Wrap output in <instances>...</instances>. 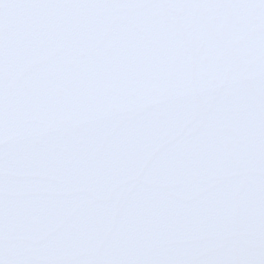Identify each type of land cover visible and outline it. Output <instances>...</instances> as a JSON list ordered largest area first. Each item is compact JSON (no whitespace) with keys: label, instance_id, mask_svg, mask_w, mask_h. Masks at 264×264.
I'll return each mask as SVG.
<instances>
[{"label":"snow or ice","instance_id":"snow-or-ice-1","mask_svg":"<svg viewBox=\"0 0 264 264\" xmlns=\"http://www.w3.org/2000/svg\"><path fill=\"white\" fill-rule=\"evenodd\" d=\"M0 264H264V0H0Z\"/></svg>","mask_w":264,"mask_h":264}]
</instances>
